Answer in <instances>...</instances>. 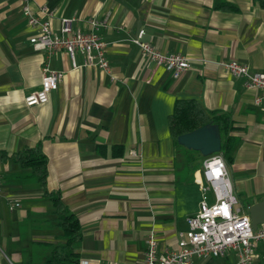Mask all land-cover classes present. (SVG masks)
Returning <instances> with one entry per match:
<instances>
[{
	"label": "crops",
	"instance_id": "0c3cea01",
	"mask_svg": "<svg viewBox=\"0 0 264 264\" xmlns=\"http://www.w3.org/2000/svg\"><path fill=\"white\" fill-rule=\"evenodd\" d=\"M22 0H0V264H40L65 239L43 187L15 155L39 145L46 159L45 190L57 194L79 225L72 243L78 261L141 264L147 236L156 251L176 247L186 217L197 210L203 157L174 141L168 115L177 99L226 114L235 143L224 160L236 199L264 196V109L260 91L223 67L235 60L264 74V8L253 0H28L30 11L57 31L61 17L86 30L87 17L105 18L98 33L110 74L76 68L67 54L35 50ZM179 53L189 67L173 77L151 64L133 39ZM63 71L45 103L27 106L39 88L40 67ZM109 76H112L110 78ZM221 153V152H220ZM207 202L212 193L207 191ZM9 202L18 206L8 209ZM251 264H264V240ZM234 253L192 257L191 264H228Z\"/></svg>",
	"mask_w": 264,
	"mask_h": 264
},
{
	"label": "built area",
	"instance_id": "2783aa9c",
	"mask_svg": "<svg viewBox=\"0 0 264 264\" xmlns=\"http://www.w3.org/2000/svg\"><path fill=\"white\" fill-rule=\"evenodd\" d=\"M21 12L27 25L36 27L37 32L28 38L35 50L51 54L62 49L70 60L71 68H76L75 52L82 54L83 66H92L110 74L109 63L105 54V43L98 31L105 26V18L87 17L86 30L73 29L74 17H61L57 31L49 23V14L44 8L39 12L44 18L33 14L28 7V0H22ZM143 30L139 29L131 41L139 47L141 54L155 66H161L176 77L189 67V60L179 53H165L141 41ZM223 67L233 78L242 80V85L260 91L254 99L255 105L264 109V74L250 71L248 66L235 60L224 61ZM63 71L48 67L43 62L40 67L39 88L30 92L23 99L27 106L45 103L49 93L56 89ZM112 78V76H109ZM204 182L198 183L199 202L197 210L186 217L187 228L179 234L176 247L156 251V240L149 233L145 240L141 264H191L192 257L211 258L224 256L228 251L234 253V260L228 264H251L255 243L264 240V223L251 228L249 217L236 206L225 162L220 153L205 156L201 162ZM207 191L212 193V202H207ZM18 206L9 202L8 209ZM77 264H88L78 261Z\"/></svg>",
	"mask_w": 264,
	"mask_h": 264
},
{
	"label": "trees",
	"instance_id": "16d2710c",
	"mask_svg": "<svg viewBox=\"0 0 264 264\" xmlns=\"http://www.w3.org/2000/svg\"><path fill=\"white\" fill-rule=\"evenodd\" d=\"M264 8V0H253ZM215 124L220 136V152L224 160H229L230 151L235 143L228 134L231 127L229 117L224 113L205 112L200 105L192 99H177L173 104L172 111L168 115L170 133L176 142L180 134L191 131L203 124ZM15 159L21 165L30 168V175L43 187L53 204L55 213V226L62 232L65 241L52 247L50 253L40 264H77L78 260L72 250V243L79 238V225L76 218L59 201L57 194L45 190L46 159L39 149V145L25 148L15 155Z\"/></svg>",
	"mask_w": 264,
	"mask_h": 264
},
{
	"label": "water",
	"instance_id": "95a60500",
	"mask_svg": "<svg viewBox=\"0 0 264 264\" xmlns=\"http://www.w3.org/2000/svg\"><path fill=\"white\" fill-rule=\"evenodd\" d=\"M176 142L186 149L197 151L203 157L220 151V136L215 124H203L180 134ZM246 212L252 229L264 223V196L258 202L248 205Z\"/></svg>",
	"mask_w": 264,
	"mask_h": 264
},
{
	"label": "bare ground",
	"instance_id": "6f19581e",
	"mask_svg": "<svg viewBox=\"0 0 264 264\" xmlns=\"http://www.w3.org/2000/svg\"><path fill=\"white\" fill-rule=\"evenodd\" d=\"M215 153H220V151H219V152H215ZM211 154H213V153H211ZM220 154H221V153H220ZM209 155H210V154H209ZM207 156H208V155H207ZM221 156H222V154H221ZM204 157H205V156H204ZM204 157H203V158H204ZM222 158H223V157H222ZM223 160H224V159H223ZM224 162H225V161H224ZM247 215H248V214H247Z\"/></svg>",
	"mask_w": 264,
	"mask_h": 264
},
{
	"label": "rangeland",
	"instance_id": "374dc122",
	"mask_svg": "<svg viewBox=\"0 0 264 264\" xmlns=\"http://www.w3.org/2000/svg\"><path fill=\"white\" fill-rule=\"evenodd\" d=\"M201 157H203V156H201ZM0 256H1L2 258H4L3 255H2L1 253H0Z\"/></svg>",
	"mask_w": 264,
	"mask_h": 264
}]
</instances>
